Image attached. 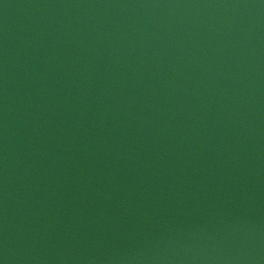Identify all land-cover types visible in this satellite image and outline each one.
<instances>
[{"label":"water","instance_id":"obj_1","mask_svg":"<svg viewBox=\"0 0 264 264\" xmlns=\"http://www.w3.org/2000/svg\"><path fill=\"white\" fill-rule=\"evenodd\" d=\"M0 264H264V0H0Z\"/></svg>","mask_w":264,"mask_h":264}]
</instances>
